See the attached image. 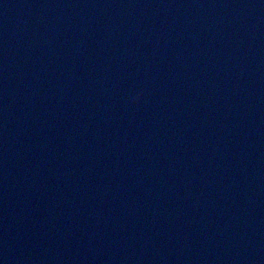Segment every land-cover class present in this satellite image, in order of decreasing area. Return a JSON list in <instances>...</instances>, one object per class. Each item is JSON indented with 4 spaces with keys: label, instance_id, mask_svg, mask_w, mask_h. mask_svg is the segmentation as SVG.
Instances as JSON below:
<instances>
[{
    "label": "water",
    "instance_id": "water-1",
    "mask_svg": "<svg viewBox=\"0 0 264 264\" xmlns=\"http://www.w3.org/2000/svg\"><path fill=\"white\" fill-rule=\"evenodd\" d=\"M0 264H264V0H0Z\"/></svg>",
    "mask_w": 264,
    "mask_h": 264
}]
</instances>
